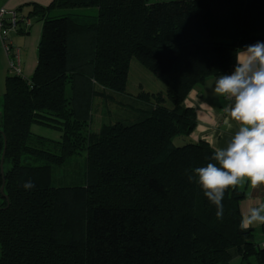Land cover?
Here are the masks:
<instances>
[{
  "label": "trees",
  "instance_id": "1",
  "mask_svg": "<svg viewBox=\"0 0 264 264\" xmlns=\"http://www.w3.org/2000/svg\"><path fill=\"white\" fill-rule=\"evenodd\" d=\"M49 6L94 10L54 16ZM33 9L42 21L35 68L8 74L1 98L0 264H232L234 251L240 264L263 263L253 228H240L244 188L225 191L217 219L188 179L215 162L206 141L191 139L195 110L184 101L225 75L242 47L264 42V0H53ZM132 58L165 89L126 92L133 118L93 129L94 99L125 93ZM34 124L60 138L35 134ZM82 153L83 184L54 185L52 166Z\"/></svg>",
  "mask_w": 264,
  "mask_h": 264
},
{
  "label": "clouds",
  "instance_id": "2",
  "mask_svg": "<svg viewBox=\"0 0 264 264\" xmlns=\"http://www.w3.org/2000/svg\"><path fill=\"white\" fill-rule=\"evenodd\" d=\"M236 61L230 75H220L209 87L227 102L225 111L238 123V130L226 147L214 148L210 159L215 163L194 167L188 175L215 205L217 219L223 218L227 189L247 183L264 190V42L244 46L236 52ZM23 187L31 190L35 185L29 180ZM256 224H264V202L247 209L240 228Z\"/></svg>",
  "mask_w": 264,
  "mask_h": 264
},
{
  "label": "rangeland",
  "instance_id": "3",
  "mask_svg": "<svg viewBox=\"0 0 264 264\" xmlns=\"http://www.w3.org/2000/svg\"><path fill=\"white\" fill-rule=\"evenodd\" d=\"M154 1H166V0H148ZM30 4H23L22 10L26 12L29 10ZM92 7H72V8H57L49 6L48 14L59 16L65 12H73L77 14H86L93 12ZM34 12L31 13L32 21L27 29L23 32L11 29L8 31L9 40H5L0 36V127H1V98L5 88V78L8 74H12L13 71L10 68L11 62L17 66L16 61H19V68L24 77H29L36 65L37 56V43L40 38L42 21L39 20ZM7 37V36H6ZM7 44V46H5ZM226 74V73H225ZM127 88L125 93L117 94L111 93V99H104L102 97H96L93 101V105L97 108L92 110L90 118L92 120V128L97 129L98 124L103 122H112L117 117L133 118L135 109L129 107V102L132 99L126 94H133L143 89L144 91H158L164 90L165 86L160 79L152 74L144 65H142L137 59L132 58L128 71ZM136 105V104H135ZM141 105H144L141 103ZM116 117V118H115ZM31 130L38 135L45 136L50 139H59L61 132L51 126L43 124H34ZM175 144H181L182 138L175 137L173 139ZM37 158L32 156L23 155L22 161L30 164H39ZM9 162L4 163L6 168ZM85 174V157L84 153L74 155L65 160L62 164H56L52 166V181L56 186H69L75 183L83 184V177ZM82 179V180H81ZM81 180V181H80ZM2 197H0L1 203ZM255 243L259 246L260 237L254 238ZM235 254V251H234ZM239 257H232V264H240Z\"/></svg>",
  "mask_w": 264,
  "mask_h": 264
},
{
  "label": "crops",
  "instance_id": "4",
  "mask_svg": "<svg viewBox=\"0 0 264 264\" xmlns=\"http://www.w3.org/2000/svg\"><path fill=\"white\" fill-rule=\"evenodd\" d=\"M52 1L53 0H0V6L16 9L19 16H27L32 21L31 11L34 10L33 7L47 6ZM26 3L30 4L28 5L29 10L23 12L21 6ZM44 12L48 13V9ZM25 28H23V22L20 21L15 30L23 32L27 29ZM243 48L244 47L241 49ZM217 77L219 76L209 77L201 84L196 85L188 93L184 101L185 105L195 110L196 124L190 134L191 139L206 141L213 149L216 147H226L227 142L234 135L235 131L238 130V123L233 121L225 111L227 102L223 97L218 98L215 96L212 88L209 87ZM242 187L244 188L245 196L239 201V209L242 217H244L249 207L257 206L264 202V190L252 189L247 183ZM262 225L263 224H256L251 226L255 232L254 238L260 237L261 240ZM232 256L237 257V254L233 253ZM260 264H264V262Z\"/></svg>",
  "mask_w": 264,
  "mask_h": 264
},
{
  "label": "built area",
  "instance_id": "5",
  "mask_svg": "<svg viewBox=\"0 0 264 264\" xmlns=\"http://www.w3.org/2000/svg\"><path fill=\"white\" fill-rule=\"evenodd\" d=\"M20 21L23 22V28H27L31 23V19L27 16H19V13L16 9L0 6V36L3 39L9 40L8 31L11 29H16ZM5 46H7V44H5ZM16 63L17 66L15 67L14 63L11 62L10 68L13 73H21V70L19 68V61H16ZM235 65V63H232L225 75H230L234 71ZM259 246L264 247V224Z\"/></svg>",
  "mask_w": 264,
  "mask_h": 264
},
{
  "label": "water",
  "instance_id": "6",
  "mask_svg": "<svg viewBox=\"0 0 264 264\" xmlns=\"http://www.w3.org/2000/svg\"><path fill=\"white\" fill-rule=\"evenodd\" d=\"M5 147H6V144L4 145V149L2 151L1 161H0V174L2 175L1 176L2 184L0 185V192L2 193V195L4 196V198H7V196L3 194V186H4V184H3V182H4V176H3V159H4Z\"/></svg>",
  "mask_w": 264,
  "mask_h": 264
},
{
  "label": "flooded vegetation",
  "instance_id": "7",
  "mask_svg": "<svg viewBox=\"0 0 264 264\" xmlns=\"http://www.w3.org/2000/svg\"><path fill=\"white\" fill-rule=\"evenodd\" d=\"M0 161H1V157H0Z\"/></svg>",
  "mask_w": 264,
  "mask_h": 264
}]
</instances>
